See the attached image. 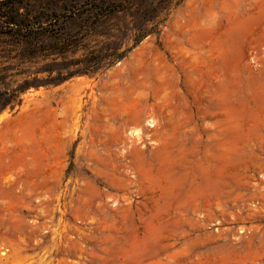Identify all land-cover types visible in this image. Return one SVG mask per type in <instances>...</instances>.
Returning <instances> with one entry per match:
<instances>
[{
    "label": "rangeland",
    "instance_id": "374dc122",
    "mask_svg": "<svg viewBox=\"0 0 264 264\" xmlns=\"http://www.w3.org/2000/svg\"><path fill=\"white\" fill-rule=\"evenodd\" d=\"M11 100L0 264H264V0H183L104 73Z\"/></svg>",
    "mask_w": 264,
    "mask_h": 264
},
{
    "label": "trees",
    "instance_id": "16d2710c",
    "mask_svg": "<svg viewBox=\"0 0 264 264\" xmlns=\"http://www.w3.org/2000/svg\"><path fill=\"white\" fill-rule=\"evenodd\" d=\"M9 0H0L4 4ZM0 14V110L29 88L55 86L79 76L102 74L142 40L158 35L172 10L183 0H85L82 11L51 20H20ZM9 8V9H10ZM62 18V19H60ZM132 46L122 50L124 41ZM46 73V78H39ZM33 77L9 89L8 78ZM12 83V82H11ZM11 93L12 97L7 96Z\"/></svg>",
    "mask_w": 264,
    "mask_h": 264
}]
</instances>
